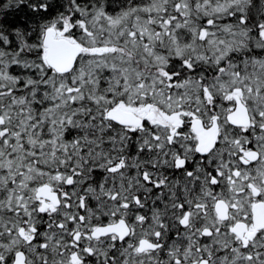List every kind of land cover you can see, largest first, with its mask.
I'll use <instances>...</instances> for the list:
<instances>
[{
    "label": "flooded vegetation",
    "instance_id": "obj_1",
    "mask_svg": "<svg viewBox=\"0 0 264 264\" xmlns=\"http://www.w3.org/2000/svg\"><path fill=\"white\" fill-rule=\"evenodd\" d=\"M210 1L217 55L174 62L165 78L187 86L163 98L108 107L116 137L91 167L23 186L0 264H264V0ZM117 107L129 123L107 117Z\"/></svg>",
    "mask_w": 264,
    "mask_h": 264
},
{
    "label": "rangeland",
    "instance_id": "obj_2",
    "mask_svg": "<svg viewBox=\"0 0 264 264\" xmlns=\"http://www.w3.org/2000/svg\"><path fill=\"white\" fill-rule=\"evenodd\" d=\"M136 4L114 10L113 15L105 11L104 4L71 7L47 25L66 24L69 32L76 27L77 35H70L71 40L111 48L104 53L86 52L70 75H47L39 69L38 73L15 76L12 67L27 51L17 46L0 52V249L4 224L8 217L13 218L9 209L23 186L32 190L52 169H82L90 162L89 156L98 158L106 139L100 131L87 129L102 128L108 107L121 100L119 103L138 106V97L144 95L163 98L162 89L187 86L186 81L165 78L166 71L176 66L174 62L184 58L204 62L217 55L211 38L210 0H137ZM184 7L203 9L207 15L196 17L202 22L186 18L191 20L184 26V17L178 15ZM200 27L209 28L210 35L205 43L194 44L191 41ZM185 31L190 35L185 36ZM166 42L171 48L160 49ZM86 114L92 119L89 125L82 118Z\"/></svg>",
    "mask_w": 264,
    "mask_h": 264
},
{
    "label": "trees",
    "instance_id": "obj_3",
    "mask_svg": "<svg viewBox=\"0 0 264 264\" xmlns=\"http://www.w3.org/2000/svg\"><path fill=\"white\" fill-rule=\"evenodd\" d=\"M127 1L131 0H0V52L17 49V46L22 49L23 46L36 45V54L30 55L32 52L27 51V56L18 57V63L12 67L13 74L20 77L21 74H34L38 73L39 69H44L47 75H52V71L42 60L44 48L41 46V34L53 19L66 15L71 7H85L92 3L104 4L105 8L115 13L114 10H123L137 2L134 0L129 4ZM74 20L72 18L73 22ZM76 31L78 30L75 27L69 32V36H76ZM19 62L30 65L24 66ZM19 80L22 84L23 79ZM26 98L29 96L26 95ZM32 105L36 106L35 103Z\"/></svg>",
    "mask_w": 264,
    "mask_h": 264
},
{
    "label": "water",
    "instance_id": "obj_4",
    "mask_svg": "<svg viewBox=\"0 0 264 264\" xmlns=\"http://www.w3.org/2000/svg\"><path fill=\"white\" fill-rule=\"evenodd\" d=\"M56 34L57 37H56ZM43 46L45 48L44 60L49 66L60 74H67L75 69L79 55L84 51V47L71 41L67 36V29L57 30L53 27L46 29ZM93 53H103L108 51L107 47H94L90 50ZM129 115V116H128ZM128 116V117H127ZM130 114L125 113L120 108L109 110L107 117L116 122L129 123ZM46 190V186L39 189V194Z\"/></svg>",
    "mask_w": 264,
    "mask_h": 264
},
{
    "label": "bare ground",
    "instance_id": "obj_5",
    "mask_svg": "<svg viewBox=\"0 0 264 264\" xmlns=\"http://www.w3.org/2000/svg\"><path fill=\"white\" fill-rule=\"evenodd\" d=\"M105 11L109 14V15H113V14H115V13H113V12H110L107 8L105 9ZM198 16V18H201V16H203V15H207V14H205V13H203V14H200V13H198L197 14ZM49 27H53V28H55L56 29V31L57 30H63V29H67V34H69V28L67 27V25L66 24H64L63 26H49ZM49 27H47L46 29H48ZM46 29L44 28V32H43V38H44V35H45V32H46ZM57 35L58 34H56V37H57ZM41 43H43V39L41 40ZM85 49H84V51L82 52V54L81 55H79V57H78V59H77V64H78V62H79V59L86 53V52H88V51H90L92 48H94V47H100V46H93V47H88V46H86V45H84V44H81ZM44 47V46H43ZM107 48H108V51H109V49H111L109 46H106ZM105 48V47H104ZM160 49H167V50H169L170 48H171V44H170V42H166L165 44H162V45H160V47H159ZM36 50H37V46L36 45H31V46H23V51H30V52H33L34 54H36ZM46 51V50H45ZM108 51H106V52H108ZM91 52V51H90ZM91 53H93V52H91ZM44 55V54H43ZM43 55H42V60H43V62H45V64L47 65V67L52 71V74H55V75H61V76H67V75H70V74H72V72L75 70H72L71 72H69V73H65V74H60V73H58V72H56V70L54 69V68H52L51 66H49L48 65V63L44 60V57H43ZM77 64H76V67H77ZM75 67V68H76ZM48 75H51V74H48ZM44 89H46V88H44ZM43 89V90H44ZM90 91H92L91 90V88L89 89ZM20 110H21V108H20ZM20 110L18 111V109L17 110H15V112L16 113H18V115H19V112H20ZM34 111H36V110H34ZM88 117H90V115L89 114H86V115H83L82 116V118H84L83 120H84V123L85 124H91V122H92V119L91 118H88ZM15 118H18V117H15ZM82 120V121H83ZM88 125H86V127L88 126ZM101 126H94V128L93 127H89L87 130H89V131H92V132H95V131H100L101 132V134L102 135H104V137L106 138H112L113 140H115V137H116V130H113V131H111V130H109V129H104L103 127L102 128H100ZM75 129V128H74ZM84 130H86V129H84ZM74 131V130H73ZM87 150V149H86ZM89 155H91V154H89ZM90 157L91 156H89L88 158L90 159ZM86 167V166H85ZM87 167H91V164H90V162L88 161L87 162ZM46 191V190H45ZM18 195V194H17Z\"/></svg>",
    "mask_w": 264,
    "mask_h": 264
}]
</instances>
